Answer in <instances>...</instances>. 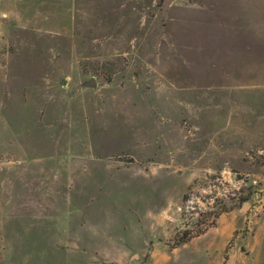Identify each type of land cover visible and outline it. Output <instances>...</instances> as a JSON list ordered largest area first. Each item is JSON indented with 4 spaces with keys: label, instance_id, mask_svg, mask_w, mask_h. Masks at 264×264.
I'll use <instances>...</instances> for the list:
<instances>
[{
    "label": "rangeland",
    "instance_id": "1",
    "mask_svg": "<svg viewBox=\"0 0 264 264\" xmlns=\"http://www.w3.org/2000/svg\"><path fill=\"white\" fill-rule=\"evenodd\" d=\"M0 264H264V0H0Z\"/></svg>",
    "mask_w": 264,
    "mask_h": 264
},
{
    "label": "trees",
    "instance_id": "2",
    "mask_svg": "<svg viewBox=\"0 0 264 264\" xmlns=\"http://www.w3.org/2000/svg\"><path fill=\"white\" fill-rule=\"evenodd\" d=\"M250 196H251V192H249L247 194H243L240 192V195H239L236 203H233L232 205H229V206L222 205V209L220 211H218L217 214H220L221 212H225V211H229V210L241 207L244 202H246L250 199ZM194 236H196V235L193 234V232H191L189 229H185L182 232H177V234L174 237L172 247L175 248V247H178L180 245H183V244L187 243Z\"/></svg>",
    "mask_w": 264,
    "mask_h": 264
},
{
    "label": "water",
    "instance_id": "3",
    "mask_svg": "<svg viewBox=\"0 0 264 264\" xmlns=\"http://www.w3.org/2000/svg\"><path fill=\"white\" fill-rule=\"evenodd\" d=\"M89 86H95L96 85V79L92 78L91 81L88 83Z\"/></svg>",
    "mask_w": 264,
    "mask_h": 264
},
{
    "label": "crops",
    "instance_id": "4",
    "mask_svg": "<svg viewBox=\"0 0 264 264\" xmlns=\"http://www.w3.org/2000/svg\"><path fill=\"white\" fill-rule=\"evenodd\" d=\"M162 218H165L164 216Z\"/></svg>",
    "mask_w": 264,
    "mask_h": 264
}]
</instances>
